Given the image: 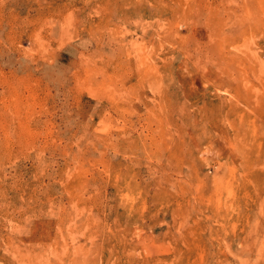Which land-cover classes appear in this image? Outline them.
<instances>
[{
	"label": "rangeland",
	"instance_id": "obj_1",
	"mask_svg": "<svg viewBox=\"0 0 264 264\" xmlns=\"http://www.w3.org/2000/svg\"><path fill=\"white\" fill-rule=\"evenodd\" d=\"M0 264H264V0H0Z\"/></svg>",
	"mask_w": 264,
	"mask_h": 264
}]
</instances>
